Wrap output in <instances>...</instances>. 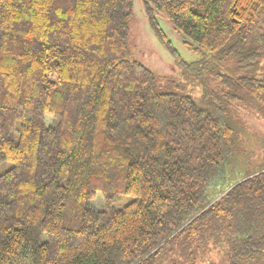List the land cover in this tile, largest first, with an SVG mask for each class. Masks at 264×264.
<instances>
[{"label":"trees","instance_id":"trees-1","mask_svg":"<svg viewBox=\"0 0 264 264\" xmlns=\"http://www.w3.org/2000/svg\"><path fill=\"white\" fill-rule=\"evenodd\" d=\"M143 4L233 63L211 109L130 59L134 0H0V264H264V163L209 188L264 120V0Z\"/></svg>","mask_w":264,"mask_h":264},{"label":"rangeland","instance_id":"rangeland-1","mask_svg":"<svg viewBox=\"0 0 264 264\" xmlns=\"http://www.w3.org/2000/svg\"><path fill=\"white\" fill-rule=\"evenodd\" d=\"M158 21L159 26L169 39L170 48L160 41L150 27L143 0H134L128 24L130 59L143 64L154 73L158 90L185 94L191 97L199 107L211 109L206 103L208 99L213 98L214 93L219 96L221 90H224L219 74L230 72L233 63L223 65L217 62L214 56L207 55V59H212L207 66L192 64L186 67L183 62L191 64L200 57L196 56L187 45L186 42H190L189 39L175 30L170 22L164 18H160ZM262 72L264 73V68H262ZM239 119L242 126L237 160L226 166L223 173L211 181L210 194L215 190V187L221 189L222 185L227 186L229 182L235 181L238 175L244 173L246 167L253 169L256 165L264 163V120L257 114L248 113L242 109H239ZM247 160L251 162L250 165ZM8 167V163L1 166L0 172ZM132 199L130 196H122L114 202L113 207L120 209L130 203ZM91 204L102 209V195L98 194ZM217 250L213 251L216 263L228 264L224 254L219 251L216 253Z\"/></svg>","mask_w":264,"mask_h":264},{"label":"water","instance_id":"water-1","mask_svg":"<svg viewBox=\"0 0 264 264\" xmlns=\"http://www.w3.org/2000/svg\"><path fill=\"white\" fill-rule=\"evenodd\" d=\"M233 186H234V185H232L230 188H232ZM228 190H229V189H226V190L224 191L223 194H225ZM223 194H222V195H223ZM222 195H220L219 197H221ZM219 197H218V198H219ZM218 198H217V199H218ZM217 199H216V200H217Z\"/></svg>","mask_w":264,"mask_h":264}]
</instances>
